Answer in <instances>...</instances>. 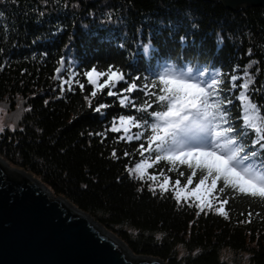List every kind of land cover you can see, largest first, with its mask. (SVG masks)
I'll use <instances>...</instances> for the list:
<instances>
[{"label":"trees","instance_id":"16d2710c","mask_svg":"<svg viewBox=\"0 0 264 264\" xmlns=\"http://www.w3.org/2000/svg\"><path fill=\"white\" fill-rule=\"evenodd\" d=\"M251 61L249 95L264 116L262 7L233 12L203 0H0V102L19 99L25 108L19 128L0 134V157L88 214L135 255L166 264H264V201L227 189L213 193L212 208L202 212L193 198L177 203L172 189L162 193L149 177L129 174L147 154L157 155L140 154L141 144L148 147L147 125L133 128L144 133L140 140L111 131L121 116L154 122L148 113L162 106L144 92L160 94L151 84L161 74L223 81L219 98L232 100L226 111L241 125L240 89H231V77H243ZM93 67H111L125 80L93 97L84 75ZM70 79L71 91L64 83ZM132 82L135 107L107 95ZM145 102L152 107L137 112ZM101 104L108 107L96 112ZM253 138L249 132L245 143ZM149 172L185 186L192 169L162 159ZM199 177L197 170L192 187ZM224 199L227 219L216 211ZM224 251L235 263L222 259Z\"/></svg>","mask_w":264,"mask_h":264},{"label":"snow or ice","instance_id":"6c2138e0","mask_svg":"<svg viewBox=\"0 0 264 264\" xmlns=\"http://www.w3.org/2000/svg\"><path fill=\"white\" fill-rule=\"evenodd\" d=\"M183 39L182 37V42ZM254 63L256 61H251L246 66L243 77L237 75L231 77V89H240L236 99L241 102L243 109L240 117L243 121L241 125H234L230 119V113L226 111L227 105H231L232 100L219 98V85L223 81L212 78L210 82L208 80L195 82L172 74H161L158 84H151V88L158 89L160 94L157 95L156 92L151 91L144 92L145 95H155L156 100L162 106V110L148 113L154 122L149 123L145 118L143 123H140L138 118L133 116H121L119 127L116 122H113L111 131L119 132L123 128L129 141L133 139V136L127 135L130 127L142 128L147 125L150 131L147 137L148 147L145 149L143 144L140 145L141 155L145 151H155L157 153L155 162L157 163L162 159L173 164L179 161L180 164H187L188 168L192 169L184 188H179L180 181H176V186L179 188L175 192L177 203H180L181 194L185 188L193 183L197 170L200 172V177L191 194L200 202L197 207L201 212L204 207L212 208V199L216 198L213 193H224L227 189L264 201V116L261 115L260 107L250 98L249 88L253 85L254 79L247 71V68ZM59 71L57 69V73ZM84 75L88 84L95 88L91 92L93 97L96 96L97 91L106 87L116 88L119 82L125 80L123 74L112 70L111 67L107 72H100L93 67ZM103 76H107V79L103 84H98V80ZM240 79H243V83L236 84V81ZM71 82V79L64 82L69 84V91H71ZM77 83L79 84V81ZM79 86L81 90L84 89L83 84ZM61 88L63 90V84ZM144 88L148 89L149 85L145 84ZM136 90L137 84L132 82L122 91L109 90L107 95L119 96L120 106L127 107L133 104L130 95ZM125 92L129 95H124ZM106 107L108 105L101 104L95 108V111L101 112V109ZM133 107H135L134 104ZM151 107V103L145 102V106L137 107L136 111L147 113ZM193 126L203 134L193 132ZM2 131L4 129L0 127V132ZM249 132L254 133L250 146L245 143ZM143 135V132H139L134 138L140 140ZM177 144L181 147H176ZM249 147L252 150H246ZM115 155L116 153L113 152V156ZM151 166L147 160L142 161L137 163L134 169H130L129 174L138 173L137 179L142 180L146 169ZM180 175L183 176L184 173L181 172ZM149 178L153 181L157 179L155 176ZM219 182H222V187H218ZM168 183V177H165L163 183L159 185L162 193L168 190ZM150 190L154 191L151 188ZM227 203V199L222 200L220 207L216 209L218 214L226 219L228 213L224 206ZM191 206L189 204V207ZM199 214L198 212L197 215Z\"/></svg>","mask_w":264,"mask_h":264},{"label":"water","instance_id":"95a60500","mask_svg":"<svg viewBox=\"0 0 264 264\" xmlns=\"http://www.w3.org/2000/svg\"><path fill=\"white\" fill-rule=\"evenodd\" d=\"M220 2L233 12L264 0ZM0 157V264H166L133 254L88 214Z\"/></svg>","mask_w":264,"mask_h":264},{"label":"rangeland","instance_id":"374dc122","mask_svg":"<svg viewBox=\"0 0 264 264\" xmlns=\"http://www.w3.org/2000/svg\"><path fill=\"white\" fill-rule=\"evenodd\" d=\"M107 79V76H103V77H101L99 80H98V84H103L104 83V81ZM201 81H202V79H201ZM209 81V80H208ZM210 82V81H209ZM106 88H110V87H106ZM104 89V88H103ZM110 89H108V91H109ZM24 110H25V108H24V106L22 105V101L21 100H19V99H16L15 100V103L12 105V104H10V102H0V127H3V129H4V131L5 130H10V131H13V130H15V129H17V128H19V123H20V121H21V118H22V114H23V112H24ZM116 124H117V126L119 127L120 125H119V118L116 120ZM113 126V125H112ZM134 127H130L129 128V131H128V133H127V135H131V136H133V139H135L134 137H135V134H137V133H139L138 131H135L134 129H133ZM4 131H2V132H0V134L1 133H3ZM121 134H122V136H124V138H126L127 139V136H126V134H125V132H124V130H123V128H121V131H119ZM193 132H196L197 134H203V133H201L200 132V130L198 129V128H196L195 126H193ZM132 139V140H133ZM128 140V139H127ZM176 147H181V145L180 144H177L176 145ZM5 160V159H4ZM145 160H147L152 166L154 165V163H155V158H152L151 157V155L149 154H147V158H145L144 160H142V161H145ZM6 161V160H5ZM141 161V162H142ZM140 162V163H141ZM6 163H8V161H6ZM9 164V163H8ZM10 165V164H9ZM12 166V165H11ZM136 166V165H135ZM135 166H134V168H135ZM152 166L151 167H149V168H147L146 169V173H145V175H144V177H151V176H154V175H152L150 172H149V169L150 168H152ZM17 168V167H16ZM133 168V169H134ZM28 173V172H27ZM134 175H138V173H133ZM157 177V179L154 181V183H155V185H157V186H159L160 184H162L163 183V181H164V178L163 177H158V176H156ZM36 178V177H35ZM210 182V181H209ZM186 184H187V182H186ZM167 187L168 188H170V189H172V191H174V193L176 192V191H178L179 190V188H184V186H179V188L176 186V183H173V184H170L169 185V183H168V185H167ZM195 187H192V185H188L187 186V188H185V190H184V192L181 194V196L182 197H184V198H193L194 200H196L197 202H199L197 199H196V197L194 196V195H192L191 193H192V190L194 189ZM210 199V198H209ZM200 203V202H199ZM221 257H222V259L223 260H225V261H228V262H231V263H235V258H234V256L231 254V253H229V252H226V251H224V252H222V255H221ZM239 261V260H238ZM239 263L240 264H245V263H243V262H240L239 261ZM238 263V264H239Z\"/></svg>","mask_w":264,"mask_h":264},{"label":"bare ground","instance_id":"6f19581e","mask_svg":"<svg viewBox=\"0 0 264 264\" xmlns=\"http://www.w3.org/2000/svg\"><path fill=\"white\" fill-rule=\"evenodd\" d=\"M31 176V174H29ZM32 177V176H31Z\"/></svg>","mask_w":264,"mask_h":264}]
</instances>
